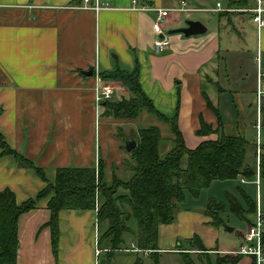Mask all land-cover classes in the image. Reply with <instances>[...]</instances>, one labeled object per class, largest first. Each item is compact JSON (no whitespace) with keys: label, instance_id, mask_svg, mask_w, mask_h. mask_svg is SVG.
<instances>
[{"label":"crops","instance_id":"obj_1","mask_svg":"<svg viewBox=\"0 0 264 264\" xmlns=\"http://www.w3.org/2000/svg\"><path fill=\"white\" fill-rule=\"evenodd\" d=\"M95 1L102 7L98 11L92 9ZM181 1L213 9L200 7L202 0H0V136L18 157L43 172L41 178L0 148V192L11 191L19 205L53 184L56 171L66 168L97 172L100 165L106 180L113 175L128 179L130 152L124 143L135 142L140 129L155 126L162 133L164 127L169 133L168 127L145 111L134 120L106 115L105 103L95 105V89L112 86L108 102L130 99L125 87L103 80L102 74L117 69L131 73L135 65L142 92L159 114L169 120L177 117L188 149L217 138L216 133L197 135L201 121L215 132L220 123L225 136L243 137L254 147L258 120L264 155V28L258 32L249 15L240 12L254 0L246 8H230L236 1L230 0L225 8L231 12L194 13L218 15L216 25L200 21L206 27L200 36L169 34L185 27L182 17L170 14L163 24L170 46L156 54L155 13L140 9H172ZM88 71L91 76L84 75ZM258 90L263 93L257 105ZM142 116L151 122L146 127L140 126ZM262 179L256 171L253 179L240 183L256 187ZM192 199L185 195L173 223L158 227L160 264H185L182 254L194 264H207L236 249L224 243L231 232L213 226L204 214L206 203ZM46 203L40 201L18 219L16 264H135L138 259L151 264L150 253L131 251L135 244L129 240L126 252L98 248L95 210L59 213L54 255L45 227L50 217ZM252 218L247 214L243 221L248 224ZM197 245L205 251H194ZM234 259L236 264L254 263L251 257Z\"/></svg>","mask_w":264,"mask_h":264},{"label":"trees","instance_id":"obj_2","mask_svg":"<svg viewBox=\"0 0 264 264\" xmlns=\"http://www.w3.org/2000/svg\"><path fill=\"white\" fill-rule=\"evenodd\" d=\"M246 8L248 0L230 2L231 7ZM102 79L120 83L132 95L128 100L106 102L105 114L119 120H134L143 111L166 124L172 135L171 148L160 156L163 138L160 129L150 126L140 129L133 137L135 148L130 151L128 161L130 176L119 179L115 175L108 182L99 165L94 169H59L53 184H47L36 196L17 205L14 194L9 190L0 192V264H16L18 247L17 222L21 215L37 208V204L47 199L46 209L50 217L45 227L51 232L53 254L57 253L58 215L61 211L95 210L98 228V248L108 252L122 250L129 240L142 252L148 251L152 264H159L157 254L158 227L174 221V213L179 203L189 194L197 199L200 193L214 181L241 179L251 180L256 175V144L254 147L243 137L225 136L221 124L212 131L203 121L198 136L216 133L215 140H204L194 149H188L178 129L177 117L166 119L153 107L152 102L142 92L138 81V66L131 73L114 70L102 74ZM2 154L17 158L22 165L34 169L39 177L43 172L31 163L18 157L10 150L0 136ZM255 155V167L246 164V155ZM255 151V153H254ZM186 159L185 168L181 162ZM259 176L264 178V155L258 166ZM245 208L239 201L226 195L229 212L243 219L255 211V204L243 192H239ZM224 206L208 200L204 214L213 226L224 223L220 215ZM264 248V234H263ZM194 251L203 253L201 245ZM184 256L185 264H194L189 256ZM237 259L217 257L213 264H236ZM135 264H146L138 259ZM211 264V263H207Z\"/></svg>","mask_w":264,"mask_h":264},{"label":"built area","instance_id":"obj_3","mask_svg":"<svg viewBox=\"0 0 264 264\" xmlns=\"http://www.w3.org/2000/svg\"><path fill=\"white\" fill-rule=\"evenodd\" d=\"M84 3H87L88 0H83ZM135 1H132L133 9L135 8ZM107 8L106 6H104ZM87 8V7H85ZM102 7H99L95 1L93 10L98 11ZM141 11L151 10L155 13V19L152 25V33L154 39L152 42V49L154 53L161 54L165 52L169 46L170 42L166 35V32L163 29V24L165 20L170 16V14H176L178 17L187 18L191 14L200 13V12H209V13H222V12H231V9L222 8L220 4H216L213 9H198L189 7L185 1H181L176 8L164 9V8H150L143 7ZM240 12L249 15L251 23L255 26L256 30L260 32L264 28V0H254V5L251 8L242 9ZM262 91L258 90L257 92V105L260 101V96ZM113 90L109 86H103L95 89V105L97 108L101 107L102 103H106L111 99ZM261 156L260 151V124L257 120L256 124V171L258 173L259 158ZM241 182H245L244 179H241ZM263 234H264V214L259 209L258 203H255V212L253 215V221L251 222L250 227L247 229L246 233L241 238V243L234 252L236 256H245L251 257L254 260V264H263L264 258V248H263ZM131 251L133 252H142L136 247L132 246ZM118 251H128L127 249L118 250ZM99 252V251H98ZM144 253H148L145 251Z\"/></svg>","mask_w":264,"mask_h":264},{"label":"rangeland","instance_id":"obj_4","mask_svg":"<svg viewBox=\"0 0 264 264\" xmlns=\"http://www.w3.org/2000/svg\"><path fill=\"white\" fill-rule=\"evenodd\" d=\"M202 1H203V5H200V7L214 8L216 6V4H220L222 6V8H225L228 6L230 0H202ZM232 8H234V5ZM210 17L212 18L211 21L209 20ZM202 19H204V20H202ZM216 19L218 20V15L210 16L207 14H202V15L201 14H193L189 17V20H192V21H199V22L200 21H208L209 25H216ZM223 53H226V52H223ZM224 56H226V55H224ZM110 88L112 89V86ZM149 123H151V122H148L147 119L144 118L143 116L140 118V126L143 125L142 127H146L145 125H149ZM150 125H154V124H150ZM137 127H139V126H137ZM161 132H162L161 135L164 139L160 145V156L163 157L171 148V142L167 138L169 136H170V138H172V135L170 132L167 133L164 127L161 128ZM250 133L251 132H249V134ZM249 134H248V137H249L248 140L250 141V138H252V137ZM262 143L264 144V134L262 137ZM125 144L126 143H124V146H125ZM250 150H251V148H250ZM129 159H130V156H129ZM246 160L250 166H253V162L255 163L252 150H251V154L248 153L246 155ZM256 161H257V158H256ZM185 166H186V159L184 158L181 162V167L185 168ZM240 180L241 179L237 178L234 180L215 181L210 185V187L208 189H205L200 193V196L198 197L197 200L193 198L194 201H203L206 204H207L209 199H213V200L221 203L224 206V213H222L220 215V218L224 223L222 226L224 227V229H225V227H227V228H231L233 230V232L228 233V236L225 238L224 243H226L227 245H229V247H232V248H238L239 244L241 243V238H243V235L246 233V231L250 227L251 223L248 222V224H246V222H244V221H246L244 219L245 217H243L242 220H239L236 216H234L233 214H231L229 212L228 203H227L226 198H225L226 195L228 194V195L235 197L236 199L240 198L242 200L240 193H239L241 190H239V188L244 190L243 189V187H244L245 189H247L246 191L251 196L246 194L245 191H244V194H246L249 197V199L253 201L254 204L257 201L259 209L264 214V179L261 180V184L260 183L256 184V187L254 185L248 186L247 184H245L246 186H244L240 183ZM107 181L109 182L110 179H108ZM186 195L189 196V194H186ZM193 199L191 201H193ZM185 203L188 204V201H186ZM254 212L252 213V216L254 215ZM252 221H253V218H252ZM239 233L241 234L240 238L238 237ZM226 239H227V241H226ZM235 250H233V252ZM230 253L232 255L227 254V255L220 256V258L234 259L235 255L232 252H230ZM263 258H264V254H263ZM214 262L215 261L213 260V258H211L210 263L213 264ZM151 264H152V262H151ZM252 264H254V263H252ZM263 264H264V262H263Z\"/></svg>","mask_w":264,"mask_h":264},{"label":"water","instance_id":"obj_5","mask_svg":"<svg viewBox=\"0 0 264 264\" xmlns=\"http://www.w3.org/2000/svg\"><path fill=\"white\" fill-rule=\"evenodd\" d=\"M181 20L184 22L185 27L179 28L176 30H172L169 32V34H182L184 37H192V36H200L203 35L206 32V27L199 21H192V20H186L184 17L181 18ZM85 76H91L92 71H88L84 73ZM136 146V143L131 141L128 142L125 145V150L127 152L132 151ZM225 229L228 232H232L233 230L231 228L225 227Z\"/></svg>","mask_w":264,"mask_h":264}]
</instances>
